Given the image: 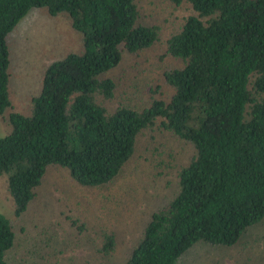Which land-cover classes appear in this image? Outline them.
Instances as JSON below:
<instances>
[{"label": "trees", "instance_id": "trees-1", "mask_svg": "<svg viewBox=\"0 0 264 264\" xmlns=\"http://www.w3.org/2000/svg\"><path fill=\"white\" fill-rule=\"evenodd\" d=\"M171 2L193 13L167 40V54L183 62L164 73L170 96L108 110L117 85L106 75L159 39L158 26L140 22L137 0H0V116L11 106L9 35L31 10L68 14L84 43L47 66L30 114L11 112L0 138V178L18 218L53 166L98 188L119 176L145 129L193 146L177 193L151 214L125 264H177L198 243L234 247L264 221V0ZM16 241L0 213V264H11ZM115 248L105 234L99 251Z\"/></svg>", "mask_w": 264, "mask_h": 264}, {"label": "rangeland", "instance_id": "rangeland-1", "mask_svg": "<svg viewBox=\"0 0 264 264\" xmlns=\"http://www.w3.org/2000/svg\"><path fill=\"white\" fill-rule=\"evenodd\" d=\"M140 22L159 27V39L150 48L126 54L106 76L117 85L115 96L104 102L108 110L120 103L135 108L152 97H169L164 78L182 61L167 54V40L193 13L189 4L171 0H137ZM11 52V106L0 116V138L10 130L11 112L30 114L32 98L42 86L47 66L71 52L84 50L82 35L68 14L49 15L33 9L9 35ZM159 89L158 92L155 90ZM134 157L113 181L98 188L75 182L66 168L51 167L28 210L18 218L6 175L0 178V213L12 220L17 233L9 252L11 264H125L139 242L151 214L178 190V172L194 153L193 146L162 129H145L138 137ZM105 234H114L116 248L99 251ZM234 247L198 243L177 264H264V221L243 235Z\"/></svg>", "mask_w": 264, "mask_h": 264}]
</instances>
